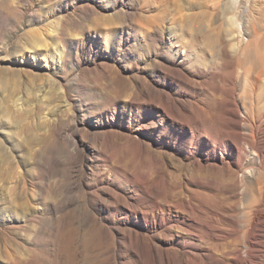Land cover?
Instances as JSON below:
<instances>
[{"label": "rangeland", "instance_id": "1", "mask_svg": "<svg viewBox=\"0 0 264 264\" xmlns=\"http://www.w3.org/2000/svg\"><path fill=\"white\" fill-rule=\"evenodd\" d=\"M160 1L150 6L147 0H0V264H101L107 259L111 238L97 218L103 214L92 200L91 178H113L126 170L142 177L145 169L156 170L159 155L154 149L146 155L136 146L120 147L127 132L98 128L100 108L113 100L121 105L140 100L144 91L155 94L162 58L177 47L169 46L172 31L199 30L194 46L200 52L219 40L232 41L227 29L234 0ZM239 1L242 16L246 7ZM257 2L260 19L264 0ZM153 24L167 34L157 56L142 40L144 28ZM121 32L133 36L121 41ZM263 34L252 39L246 69L257 52V58L264 57ZM78 41H86L82 46L93 53L74 48ZM32 44L37 51L26 48ZM170 158L165 169L171 177L190 171Z\"/></svg>", "mask_w": 264, "mask_h": 264}, {"label": "bare ground", "instance_id": "2", "mask_svg": "<svg viewBox=\"0 0 264 264\" xmlns=\"http://www.w3.org/2000/svg\"><path fill=\"white\" fill-rule=\"evenodd\" d=\"M160 2L147 0L150 6ZM256 2L243 0L242 16L240 1L234 0L235 7L230 2L232 41L219 40L210 50L194 46L199 30L172 31L169 46L177 47L162 58L155 94L144 91L140 100L133 97L123 105L113 100L100 108L98 128L127 132L120 147L136 146L146 155L154 149L159 155L156 170L145 169L142 177L126 170L113 178H91L92 200L103 214L97 218L111 238L101 264H264V57L257 58V52L251 68L244 67L251 42L264 33V4L259 3L258 19ZM161 28H144L142 40L154 56L167 43ZM132 36L121 32L120 40ZM83 42L74 48L92 54ZM52 120L54 125L57 119ZM166 156L190 171L171 177Z\"/></svg>", "mask_w": 264, "mask_h": 264}]
</instances>
